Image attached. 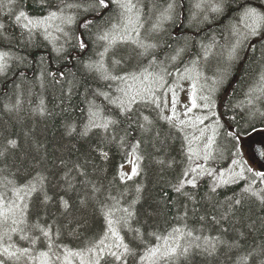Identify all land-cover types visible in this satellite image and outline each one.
Here are the masks:
<instances>
[{"label": "snow or ice", "instance_id": "6c2138e0", "mask_svg": "<svg viewBox=\"0 0 264 264\" xmlns=\"http://www.w3.org/2000/svg\"><path fill=\"white\" fill-rule=\"evenodd\" d=\"M35 6L38 15L30 12L23 0H7L6 19L21 29V47L38 46L35 37L42 35L51 45L57 68L51 69L44 56L38 61H29L27 56L14 54L8 47V50L0 48V75H6L14 62L23 68L18 75L27 79L29 64L35 62L39 64L35 79L41 87L45 82L61 85L62 95L69 99L74 92L83 89L86 123L79 129L69 123L67 134L90 138V134L102 132L103 138L97 142L94 151L103 159L108 157L100 146L103 140L119 139L123 146L127 142L128 129L135 126L140 138L130 145L134 160L130 161V173H118L121 181L140 175L139 161L143 157L138 153L146 137L159 138L158 121H164L180 132L187 127L196 128L200 136L191 139L184 136L188 143L186 159L189 163L180 170L175 182H169L160 193V201L166 205L174 203L171 194H175L176 219L182 225L171 227L167 235L148 231L146 222L140 220L136 206L144 199L146 187L143 184L136 185L134 198L125 206L121 202L124 193L115 196L102 183L90 179L81 181L83 195L72 203L68 193L78 191L71 175L73 170L80 177L86 178L88 174L79 163L68 168L63 159L60 165L67 169L61 177L63 192L57 191L58 186L50 184L48 176L39 170L34 174L28 172L26 176L13 174L10 179L4 174L8 148L16 149L19 145L16 139H7L8 147L0 150V165L5 166L0 167V264H193L197 256L203 257L205 264H216L222 254L228 264H264V217L254 220L249 216L243 228L233 226L230 230L223 227L229 221L235 225L243 220L238 213L243 209L245 199L254 197L264 211V189L253 190L256 178L264 183V170L250 167L241 154L238 146L241 132L231 124L236 116L221 122L220 114L213 110L216 107L214 95L223 90L236 73L243 72L245 76L258 77V86H249L247 106L241 118L253 127L256 121L264 123V0H197L194 4L197 11L189 18L190 27L193 23L203 25L216 21L223 24L222 33H226V36L222 35L226 55L217 63L211 77L200 70V61L210 55L215 39L211 45L201 44L203 57L197 54L185 65L184 57L191 47L189 38L185 36L181 40L167 30V26L176 24L181 16L176 0H168L162 9L155 2L149 9L142 0H35ZM225 20L228 21L226 24ZM8 27L0 20V44L8 42L10 45L17 39L8 32ZM53 28L59 36L53 35ZM61 39L63 42L57 43ZM93 44L98 47L83 59L82 55L89 52ZM65 64L68 71L64 70ZM181 65L185 66L181 69ZM201 78L211 81L207 95H198L197 84ZM180 81L187 82L190 89V106L186 105L184 111L186 119H180L176 107L180 102L177 89L183 90ZM113 83L117 85L114 90ZM161 89H166L164 96L171 93L170 114L161 107L162 103L169 104L167 99L157 95ZM198 99L202 103H198ZM19 104L17 100L15 105L5 107L10 112L16 111ZM140 105H154L156 119L140 111ZM201 107L208 109L209 114L198 116L193 113V109ZM36 111L40 115L51 114L43 100ZM209 117L213 118L212 135L205 136L209 127L205 121ZM125 122L124 135L118 137L116 130ZM198 125L205 126L198 128ZM219 129H225L224 134L233 141L235 151L231 153V165L238 166V172L195 163L196 160L209 162L216 158L210 149ZM201 138L206 140L203 148H193L192 143ZM44 159L34 158L36 164ZM157 163L173 168L176 162L166 164L164 160H158ZM245 172L253 179L241 189L238 198L226 197L223 202H213L211 193H217L221 186L246 180ZM204 176L214 180L210 194L204 199L213 209L219 210L217 214L198 215L199 201L195 192L189 190V186L192 190L198 189V181ZM189 204L193 206L189 208ZM74 209L80 213L91 209L103 220L100 234L77 248L63 242L65 236L83 235L81 230L87 221L82 223L83 218L73 214ZM190 219L199 227H190ZM160 240L164 241L163 245L157 243Z\"/></svg>", "mask_w": 264, "mask_h": 264}, {"label": "trees", "instance_id": "16d2710c", "mask_svg": "<svg viewBox=\"0 0 264 264\" xmlns=\"http://www.w3.org/2000/svg\"><path fill=\"white\" fill-rule=\"evenodd\" d=\"M161 4V9L166 6L165 1L153 0ZM178 2V12L182 14V8L184 5V22L182 25V31L184 33H178L175 35V30L180 24V19L176 24H169L167 30L169 33L174 34L182 40L185 36L191 38V47L188 53L185 54L184 61L189 60L194 56L199 45H197L196 37L201 34L203 30L209 31L212 26L220 25L216 21L206 23L204 26L198 29H189L187 27V20L192 13V1L193 0H176ZM27 9L34 13L40 14L35 6V0H23ZM7 0H4L0 6V20L8 24V32L17 37L9 45L8 42L0 44V48L8 50L11 48L14 54L27 56L29 61H38L39 57L44 56L46 62L51 69L57 68V62L55 54L51 52V45L43 39V36L35 37L36 44L38 46L21 47L19 46V36L21 29L12 26L11 21L6 19L8 11L6 7ZM19 7V5H17ZM227 20L224 21V23ZM99 23V22H98ZM184 34V35H182ZM210 35H205L208 38ZM220 37L222 35L219 33ZM167 38V37H166ZM211 39V37H209ZM63 40L61 39L60 43ZM169 42H173L169 39ZM59 43V41L57 42ZM98 46L91 45L89 52L82 55L83 59H87L92 51ZM197 49V50H196ZM130 51V48L128 49ZM257 58L259 53L256 54ZM190 58V59H191ZM64 70L68 71L69 67L63 65ZM39 64L30 63L26 71L27 79H24L18 75V72L23 70L22 66L18 67L14 62L6 75H0V150L7 148V139H16L18 141V148H8V158L5 173L11 179L13 174L18 176H26L28 172H34L36 170L43 171L48 176L49 183L57 185V191L63 192V181L61 177L63 172L67 169L60 165V160L67 161L68 168H71L73 164L79 163L82 165L86 172L87 177H80L76 175L73 170L72 177H74V183L78 191H70L69 196L72 197V203H76L78 196L83 195L84 188L81 183L84 179H90L98 183H102L106 189H109L115 196L120 197L121 193L124 196L121 198V202L125 204L135 196V187L138 184H143L146 187V191L143 193L144 199L136 206L139 210L141 222H146L147 230H156L158 234L167 235L171 231L173 226H182L181 222L176 219L178 215V207L175 204V194L173 196V204H164L160 201V193L162 189L166 187L169 182L174 183L179 175L180 170L189 163L186 159V152L188 143L184 140V136H188L191 139L192 136H198V130L196 128L187 127L183 132H180L177 128H172L164 121H158L156 130L160 132L159 138L146 137L145 142L141 145V150L138 153L143 158L139 161V167L141 169L140 175L134 177L132 180L121 181L118 173L123 172L122 166L129 160L131 155L130 145L140 138L139 131L133 126L128 129L129 135L127 142L121 146L119 139L112 141L110 139L103 140L101 148L108 153L107 159H103L99 156L98 152L94 151L97 142L103 138V133L94 132L90 134V138H81L76 134L69 136L67 134V125L69 123L75 124L78 129L86 123L87 114L85 111L86 106L82 103V91L77 90L73 93L69 99L67 96L62 95L61 85H53L49 82H45V86L41 87L40 83L35 79L38 73ZM255 70V66H253ZM75 71V68L71 69ZM258 77L253 75L245 76L243 72L235 74V78L232 79L223 90L216 93V105L219 110L221 122L228 121L229 117L236 116L235 121H231L234 129L241 132V136L248 133L264 128V123L259 121L255 122L254 127L250 126L246 119L241 117L244 114L247 106L246 95L250 85L258 86L256 80ZM90 83H93L91 80ZM19 85V87H17ZM95 86V84H93ZM117 85L113 83V90ZM121 87L123 85H120ZM157 95L164 98L163 92L158 91ZM17 100L20 101L19 108L16 111H8L7 106L15 105ZM43 100L47 111L50 115H40L36 109L40 106ZM259 106V103L257 104ZM161 107L164 108L166 113L167 106L163 103ZM140 111L145 115H150L152 119H156L157 110L154 105H140ZM216 109V110H217ZM167 114V113H166ZM207 114V113H206ZM123 119L122 117H117ZM209 120H207L208 123ZM127 127V123H123L120 128L116 130L117 136H123V128ZM225 129H219L216 135L217 139L212 145V151H214V160L209 162H203L202 160H196L195 163H204L205 167H210L218 170L231 168V153L235 151L232 147L233 141L225 134ZM215 137V138H216ZM197 141L192 143V147L196 148ZM37 145L39 150L37 151ZM240 148V141L238 142ZM241 150V148H240ZM242 152V151H241ZM220 153V155H217ZM45 157L40 164H36L34 158ZM134 160V157H133ZM158 160H164L167 164L169 161H175L173 168H167L157 163ZM193 166H195L193 164ZM19 170V171H18ZM246 180H239L235 184H229L221 186L217 189V193H211L213 202H223L226 197L238 198V194H241V189L247 186L253 178L250 173L245 172ZM199 187L194 191L199 201L200 212L199 214H217L219 210L213 209L209 202L204 198L210 194V187L214 183L212 177L204 176L198 181ZM264 189V183H261L256 178L255 184H253V190ZM51 194V192L49 193ZM193 205L189 204V208ZM55 211V209H53ZM73 214L78 218L82 217V223L84 220L87 223L81 230L83 235L80 237L65 236L63 242L71 248H77L84 246V243L91 237L100 234L103 224L102 218L91 209L85 213L77 212L73 210ZM239 217H243L242 221H237L235 225L232 221H229L223 225V227L231 228L233 226L243 228V225L247 223V218L250 216L252 219L257 220L260 217H264V211L261 210L259 201L254 197L251 199H245L243 209L238 213ZM189 226L199 227L198 224L190 219L188 221ZM198 234V233H197ZM15 238V237H14ZM157 243L163 245L164 241L160 240ZM193 264H205L203 257H195ZM216 264H228V260L225 255H221Z\"/></svg>", "mask_w": 264, "mask_h": 264}, {"label": "rangeland", "instance_id": "374dc122", "mask_svg": "<svg viewBox=\"0 0 264 264\" xmlns=\"http://www.w3.org/2000/svg\"><path fill=\"white\" fill-rule=\"evenodd\" d=\"M3 2H4V0H0V4H2ZM142 2L146 3L148 5L149 9H151V6H152L153 2L156 3L158 8H160L162 6L161 4H159L158 2L153 1V0H142ZM196 2H197V0H193L192 1V7H193L192 13L197 11L194 8V4ZM206 2H207V0H206ZM166 3H165V5H166ZM177 4H178V2H177ZM1 14L2 13L0 12V16H1ZM207 14L209 15V19L212 20V14L210 12L207 13ZM189 18L187 20V27L189 29H194L195 30V29H198L199 27H202V26L205 25V24L196 25V24L193 23L192 26L190 27L189 26ZM227 22H225L224 24H226ZM222 28H223V24H220V25H215L214 27L212 26V29L209 30V31L203 30L201 32V34L196 37V40H197L196 44L199 45V47L197 48L198 50L196 49L197 51H195L194 56L192 58L190 56L188 57L189 60L193 59L197 54H199L200 56L203 57V52H202V49L200 47L201 44L211 45L212 41H213V38L215 39L216 43L210 49V55L206 59H201V61H200V70L203 71L205 76H207V77H211L212 71L216 67L217 63L219 61H221L223 59V57L226 55V51H225V48H224L225 40L222 37L218 36L219 33L221 35H223V36H226V33H222ZM141 31H143V30H141ZM52 32H53L54 36H59L60 35L59 33L55 32L54 28L52 29ZM182 35H184V34H182ZM205 35H210L209 37H211V39H209V37L206 38ZM187 37L189 38V36H187ZM182 40H183V38H182ZM189 40L191 42V38H189ZM60 41H59V43H60ZM189 60L186 59L185 65L187 64V62ZM182 68L183 67H181V69ZM171 82H172L171 78H169V83H171ZM180 83L183 86V90L177 89L180 102L177 104L176 107H177V113H178L180 119H186V117L184 116V111H185V106L189 105L188 92L190 91V89L188 88V83L187 82L180 81ZM210 84H211L210 80L205 81L203 78H201V80L197 84L198 95H207L208 94L207 93V87L210 86ZM201 88H203V91H199ZM158 91L163 92V96H164V93L166 92V89H161V90H158ZM163 99H167L169 101V104L167 105L166 113L170 114L171 93H167V96H164ZM197 102L198 103H202V101H200L199 99H198ZM216 109H217V105H216V107L213 110L216 111V112H219V110L218 109L216 110ZM193 113L195 115H198V116H203V115H208L209 114V110L201 107V108H198V109H193ZM189 115H192V114H189ZM209 119H210V121H208V126L209 127H208V129H207V131L205 133V136H211L212 135L211 126L213 124V118L209 117ZM205 122H207V120ZM198 136H200V132H199ZM216 139H217V137L215 138V141H216ZM259 139H262L263 147H264V132L263 133H260V131H258L257 133L254 132L250 136L242 138L241 139V151H242L241 154L243 155L244 159L248 161V164H249L250 167L254 168L255 170H264V165H261V163L259 162L258 158L254 155L255 154L254 148L256 147L255 143L257 141H259ZM204 143H206V140L204 138H201V140H199L200 149L203 148ZM258 143H260V141ZM254 145H255V147H254ZM210 151L214 154V151H212V147H211ZM217 155H220V153H218ZM130 161H133V156H130L129 160L122 166V171L123 172H127V173L131 172L132 163H130ZM228 169H231V170H234V171H237V172L239 171V167L238 166H232L231 168H228Z\"/></svg>", "mask_w": 264, "mask_h": 264}, {"label": "flooded vegetation", "instance_id": "af4514ba", "mask_svg": "<svg viewBox=\"0 0 264 264\" xmlns=\"http://www.w3.org/2000/svg\"><path fill=\"white\" fill-rule=\"evenodd\" d=\"M182 24H179L178 26H177V29L175 30V32L177 31V30H180L181 32H182ZM184 65H181V67H183Z\"/></svg>", "mask_w": 264, "mask_h": 264}, {"label": "water", "instance_id": "95a60500", "mask_svg": "<svg viewBox=\"0 0 264 264\" xmlns=\"http://www.w3.org/2000/svg\"><path fill=\"white\" fill-rule=\"evenodd\" d=\"M259 157H261V155H258Z\"/></svg>", "mask_w": 264, "mask_h": 264}]
</instances>
